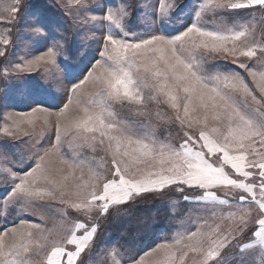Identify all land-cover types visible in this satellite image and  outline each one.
I'll return each mask as SVG.
<instances>
[{"label": "snow or ice", "instance_id": "6c2138e0", "mask_svg": "<svg viewBox=\"0 0 264 264\" xmlns=\"http://www.w3.org/2000/svg\"><path fill=\"white\" fill-rule=\"evenodd\" d=\"M20 3L21 0H15L8 9L9 22L18 14ZM86 4L87 0H75L77 12L86 10ZM72 5L73 0H68L65 7ZM255 10L264 13V0H198L194 9L197 19L177 34L131 37L109 10L103 19L116 23L121 32L103 35L100 58L71 86L68 102L55 112L35 107L28 114L9 113L0 128V132L13 139L19 135L27 137L30 133L22 125L25 122L31 125L34 114L41 113L45 124L55 117V143L45 149L44 155L33 157L34 167L21 174L14 170L6 155H0V175L10 188L0 198L5 206L58 199L78 212L94 210L99 216L95 220L89 217L87 224L77 220L74 229L57 239L45 237L43 243L36 238L43 231L41 224L20 219L19 224L0 233V264H32L28 257L40 253H43L41 264H84V254L95 246L99 219L108 214L110 206L127 202L133 195L166 187H176L180 192L185 186L202 190L198 200H215L216 190L225 189L224 196L233 197L230 207L234 211L228 217L235 221L234 226L228 235L221 234L219 225L208 226L207 231L198 227L187 236L174 238L172 243L159 244L144 252L130 264H222L216 259L221 255L220 249L230 247L249 233L264 245V39L249 40L247 29L210 30L199 23L203 11L215 16L218 12L239 14ZM168 11L169 5L159 0L158 18L166 17ZM120 13L121 19L126 17L127 6ZM32 31L39 34L42 29L35 27ZM9 43V39L3 40L4 45ZM257 43L259 55L254 47ZM62 52L61 42L53 41L40 55L22 63H9L2 75L43 69L47 78L55 71ZM6 54L0 51V57ZM208 58L230 62L239 71H208ZM145 89L151 93L148 97L144 96ZM77 93H90L100 99L89 101L92 107L84 108L83 116H74L70 105ZM145 99L167 105L175 113V120L183 129L179 144H166L147 134L133 139L122 124L109 118L108 107L112 103L127 101L140 105ZM70 135L74 139L67 143L74 158L79 156L77 148L93 152L99 149L110 157V166L104 174L90 170L92 182L77 184L74 191L68 183L73 160L61 159L62 167L55 174L45 164L50 154L61 155L62 136ZM63 166L67 167L68 175H62ZM89 187L91 191L87 190ZM73 197L80 203H74ZM245 202L248 207L243 206ZM220 203L229 201L223 199ZM19 211L24 213L28 209L21 207Z\"/></svg>", "mask_w": 264, "mask_h": 264}, {"label": "rangeland", "instance_id": "374dc122", "mask_svg": "<svg viewBox=\"0 0 264 264\" xmlns=\"http://www.w3.org/2000/svg\"><path fill=\"white\" fill-rule=\"evenodd\" d=\"M184 2L185 9L178 11ZM197 2L198 0H164V3L169 5L168 15L158 18L156 13L159 11V0H87L84 6L86 10L79 13L75 7V0L70 8L65 7L68 0H21L18 14L9 22L8 9L15 4V0H0V17L5 18L0 19V51L7 53L6 56L0 57V128L4 126L5 118L9 113L28 114L35 107L55 112L68 102L71 86L82 79L100 58L99 51L103 35L108 34L109 31L117 35L121 32L116 23L103 19L109 10L112 11L115 19L121 22L130 37L133 34L146 36L154 33L171 36L197 19L194 11ZM124 6H127L128 15L121 19L120 9ZM39 7L47 9L48 15L39 10ZM92 17L97 19L93 20ZM199 23L207 25L210 30L217 27H229L233 31L247 29L246 36L249 40L264 39V13L259 10L239 14L218 12L215 16L210 11H203ZM35 27L41 28L42 32L39 34L33 32L32 29ZM4 39H9L11 43L4 45ZM57 40L63 45V52L57 57L55 71L48 74L47 78L43 69H33L30 73L2 75L5 66L9 63L14 65L17 62L22 63L24 59H32L46 51L52 46L53 41ZM254 47L259 55V43ZM206 68L208 71H239L237 66L230 62L211 58H208ZM242 74L247 76L246 73ZM248 83L251 87H255L251 78H248ZM149 95L151 93L145 89L144 96ZM39 98H45L54 103L42 104L43 100L36 101ZM93 99L99 101L100 98L93 97L90 93L74 95L70 105L71 114L83 116V109L91 108L89 101ZM15 100H19L23 105L16 106ZM108 112L111 113L109 118L122 124L128 130V134H132L133 139L147 134L166 144L175 145L181 142L183 129L175 120V113L167 105L158 104L155 100L145 99L140 105L130 104L127 101L112 103L108 107ZM7 123L11 124V121ZM22 129L28 131L30 136L19 135L13 139L0 132V155H6L9 162L14 165V170L21 174L22 171L35 166L36 159L33 157L36 154L44 155L45 149L55 143V117L45 124L43 115L36 113L33 116V123L29 125L25 122ZM73 139L71 135L62 136L61 155L57 157L55 154H50L45 158L46 166L54 174L56 169L62 167L59 163L61 159L73 160L74 169L72 175L68 177L69 188L72 191L77 184L86 185L92 182L90 170L104 174L110 166V157H106L105 152L99 149L93 152L87 148H77L79 156L74 158L73 149L67 143L68 140ZM4 140H9L13 144V152H9L3 146ZM63 167L62 175H68L67 167ZM4 179L5 177L0 175V198L10 191ZM87 190L92 189L89 187ZM216 191L215 200H198L197 197L203 194L202 190L188 189L186 186L183 192L178 191L176 187H166L164 190L157 188L153 192L133 195L127 202L120 205L110 206L108 214L99 219L95 246L90 253L84 254V264H130L131 260L139 259L144 252L150 251L157 245L172 243L174 238H179L180 235L187 236L201 226H203L202 230L207 231L208 226L215 228L219 225L221 234L228 235L235 223L228 217V213L234 211V208L230 207L233 197L231 195L225 197V189ZM169 192L179 198L167 200L168 197L165 195ZM150 194L154 195L153 198L146 199ZM182 199L187 202L186 207L182 206ZM223 199H228L229 204H221L220 201ZM72 200L74 203H80L75 197ZM145 200L148 203L162 200V204L171 207L174 217L169 221L171 225L158 234L153 245L139 256L131 258L132 255L127 253L128 248L124 249L122 244L114 239V234L110 231L112 230L111 222L113 218L128 215L130 208L127 206L145 208L148 204H141ZM126 203H128L127 206L124 205ZM243 206L249 205L245 202ZM21 207H26L28 211L20 212ZM98 216L99 214L94 210L90 213L78 212L75 208L61 204L58 199H45L35 204L21 202V204L7 206L0 199V233L19 224L20 219H26L41 224L43 231L36 234V238L41 243L44 242L45 237L49 240L57 239L66 231L74 229L77 220L87 224L89 217L95 220ZM78 232L83 234L81 230ZM246 245L250 247H245ZM220 253L221 255L216 259L221 260L222 264H264V245L259 243L258 238H251V233L240 238L230 247L220 249ZM42 258L43 253L28 257L32 264H41Z\"/></svg>", "mask_w": 264, "mask_h": 264}, {"label": "trees", "instance_id": "16d2710c", "mask_svg": "<svg viewBox=\"0 0 264 264\" xmlns=\"http://www.w3.org/2000/svg\"><path fill=\"white\" fill-rule=\"evenodd\" d=\"M185 5V2L180 5L178 11L182 10ZM39 10H42L48 15L47 9L44 10V8L41 7ZM39 100H43L42 104L54 103L45 98H39L36 101L39 102ZM14 104H16V106H20V104L23 105V103L19 100H15ZM2 143L9 152H13V144L9 140H4ZM172 194V192H169L165 195V197H168L167 200L169 198H179L178 196ZM153 196V194H150L146 199H152ZM141 204L148 205L145 208H138L137 206H127L128 203L124 204L130 208L128 215L125 214L122 217L113 218L111 222L112 230L110 231L113 232L114 239L122 244L124 249L128 248L127 253L132 255L131 258L139 256L151 245H153L158 238V234L164 228L171 225V222L169 221H171L174 217L171 207L166 204H162V200H157L156 203H148V201L145 200ZM159 204H161V206H159ZM186 205L187 202L182 199V206L186 207ZM126 219H128L127 222Z\"/></svg>", "mask_w": 264, "mask_h": 264}]
</instances>
